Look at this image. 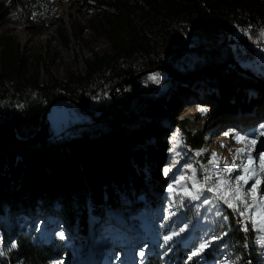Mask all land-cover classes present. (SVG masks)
Listing matches in <instances>:
<instances>
[{"label":"trees","instance_id":"1","mask_svg":"<svg viewBox=\"0 0 264 264\" xmlns=\"http://www.w3.org/2000/svg\"><path fill=\"white\" fill-rule=\"evenodd\" d=\"M90 1L113 9H104V19L93 21L94 31L106 35L113 51L95 55L87 62L84 74L41 83L39 71L29 75L30 58L19 43L12 36L0 38V226L14 216L33 217L39 207L58 210L75 231L89 233L91 226L106 225L110 211L123 209L122 199L114 197V188L121 181L132 190L144 188L153 196L161 193L162 153L140 145L153 135L162 144L167 131L163 116L181 102V91L190 87L179 86L178 97L171 104L165 95L141 87L148 70H165L177 80L199 76L212 81L217 89L213 97L197 94L204 100H218L226 115L241 116L264 109V74L242 66L254 59L256 47L248 35H240L236 45L226 33L234 24L264 27V0ZM52 2L2 0L0 24L20 19L27 27L43 32L48 28L45 15ZM70 28L76 30L74 25ZM82 29L78 27L80 32ZM62 36L66 41L65 23ZM187 38H195L192 47L186 45ZM190 51L204 61L195 72L186 71L191 64L186 52L192 55ZM39 62L43 64L42 59ZM46 72L50 73L48 67ZM248 90H255L257 97L246 100L243 92ZM106 93L116 96L100 104L98 116L90 115L89 123H78L69 133L68 128L58 130L49 119L42 120L49 105L63 96L86 111L89 98ZM186 140L192 150L206 143L193 134ZM145 155L150 156L152 164L150 180L137 171ZM154 203L141 200L142 205ZM125 214L130 217L128 211ZM235 221L227 237L238 249L228 264H264V232L252 226L248 231L239 230L240 222ZM30 222L29 230L20 234L16 248L7 251L6 261L0 264H83L80 260L71 263V250L65 242L54 235L41 237L34 221ZM133 222L141 225L136 219ZM166 235L170 233L161 232L153 241L142 234L140 242L151 243L144 264H217L220 258L216 246L192 256L199 247L197 242L181 243L173 236L165 244ZM129 243L136 247L133 239ZM77 244L81 254L88 257L91 252L81 241ZM8 248L4 245L5 251Z\"/></svg>","mask_w":264,"mask_h":264},{"label":"rangeland","instance_id":"2","mask_svg":"<svg viewBox=\"0 0 264 264\" xmlns=\"http://www.w3.org/2000/svg\"><path fill=\"white\" fill-rule=\"evenodd\" d=\"M104 9L113 10L112 8L100 7L90 0H53L48 13L45 15V22L48 27L46 30L38 33L35 29L27 27L22 20L16 19L14 22L0 24V38L12 36L16 43H19L23 53L30 58L29 75L39 71L41 83L50 82L53 78L66 81L77 73L84 74L87 71V62L94 59L95 55L101 56L113 51L106 35L93 29L95 19H104ZM62 23L68 26L66 41L62 36ZM71 25L76 26V30L72 31ZM79 26L83 27L81 32L78 30ZM226 33L229 39L236 42V45H238L237 39L240 35L250 37L256 47V55L254 59L243 62L242 66H248L254 71L264 74V27L242 28L234 24L227 28ZM194 41H196L195 38H191V40L187 38L186 45L192 47ZM1 49L2 46L0 45V53ZM190 52L192 53V51ZM186 53L191 62L189 64L190 69L186 71H197L204 61L193 53L192 55L189 52ZM39 59L43 60V64L39 62ZM47 67L50 73L46 72ZM157 73L159 74L158 83L151 79ZM198 77L190 76L177 80L173 75L161 69L148 71L143 75L141 87L152 94L165 95L171 104L178 97L179 86L185 87L189 84L190 87L189 90L185 88L181 91V102L173 106L168 114L163 116L167 131L163 134L162 144L160 145L157 137L153 135L140 145L143 149L152 146L156 151L162 153V161L159 164L162 190L158 196L148 194L144 188L132 190L127 187L124 181H121L120 185L114 188V197L118 200L122 199L121 206L123 209L110 211L106 225L91 226L89 233L75 231L58 210H42L37 207L33 217L19 218L14 216L12 219L7 218L0 226V250L4 252L3 255H0V262L6 261L7 251L16 248V240L22 232L25 233L29 230L30 221H34L36 230L45 239L51 235L60 238L58 233L64 232L65 238L60 239L71 250V263L80 260L83 261V264H144L145 258L141 257L139 253L143 251L145 257L149 251L147 250L145 254L147 244L143 246L140 243L142 234L154 241L159 239L161 232L171 235L174 231L178 232L185 224L188 226L185 231L174 236L177 240L181 243L197 242L199 246L207 239L211 241L207 248L217 247L218 257H220L216 262L217 264H223L225 257H227L228 263L232 262L238 246L231 237H227V233L230 231L233 221L240 222V224L237 223L239 230H243L244 223L251 227V221L241 217L233 208L217 199L215 188L213 191H208L207 188L213 187L218 179L227 181L242 174L239 167L234 168L230 173L222 171L226 162L229 166L233 162L237 166L242 164L241 160H234V157L236 147L242 148L245 145L237 143L233 139V135L235 133H257L260 125H264V109L259 108L241 116L226 115L220 110L218 100L215 98L204 100L198 96L197 93L212 96L217 92L212 81H204ZM190 82L193 83L192 86H190ZM243 93H245L246 100L257 97L255 90H248ZM115 96L106 93L100 97L89 98L86 111H83L81 106L67 100L58 101L53 105L52 112L48 113L47 119L58 130L68 128L67 133H69L70 130H75L78 123H89L91 121L90 115L98 116L100 104ZM205 108L208 110L206 114L201 111ZM226 132L229 133V136L224 137ZM190 134L206 140L201 149L192 150L187 145L186 139ZM222 136L231 144L228 151L225 150L224 140H222L224 146H218L216 139L222 138ZM197 152L201 154L196 155ZM261 152H264V136L258 137L252 156L258 158ZM213 153L217 154L218 158V163L215 166L210 162ZM225 155L228 158L226 162L223 158ZM189 165L192 167L189 168ZM253 167L258 169L260 183L257 184L255 192L249 195V204L254 203L253 196L264 195V164L257 162ZM151 169L150 156L145 155L144 162L137 165V171L140 174L143 173L145 180H150L153 179ZM165 169H168L167 174H165ZM193 176L198 182L196 188L193 187ZM205 176L212 177L207 185L204 183ZM253 182L250 180L248 185H244L241 181L240 187L244 192H248ZM225 187L226 185L221 186L219 191L224 192ZM170 188L171 191H169ZM126 192L132 194L128 197ZM140 192L143 193L139 194ZM193 195H198L199 199H193ZM146 199L156 203L142 205L141 200L145 201ZM232 203L235 204L237 201L232 200ZM126 211L130 217L123 216ZM218 212L220 215H217ZM142 213L147 214L151 219L145 218ZM132 219L138 220L141 225H137ZM254 219H258V216ZM7 221H10L9 226ZM242 221L243 223H241ZM213 237H219V239H213ZM132 239L136 242V247L132 246L131 249L129 242ZM78 241H81L82 246L91 252L88 257L81 254ZM13 244L15 247L11 246ZM4 245L10 248L5 251Z\"/></svg>","mask_w":264,"mask_h":264},{"label":"snow or ice","instance_id":"3","mask_svg":"<svg viewBox=\"0 0 264 264\" xmlns=\"http://www.w3.org/2000/svg\"><path fill=\"white\" fill-rule=\"evenodd\" d=\"M151 79L155 80L157 83L159 82V74H155L151 77ZM202 113L206 114L207 109H202ZM225 135H229V133H225ZM259 136H264V125H260L259 131L257 133L252 134H241L235 133L233 135V139L236 140L237 143H243L245 146L239 149H236L234 160L239 159L242 161V164L237 166L234 162L229 166L228 163H225V167L222 169L224 173H230L234 168L239 167L242 171L241 175L235 176L229 180L218 179L213 187H208V191H213L215 188L217 190V199L222 200L224 204H227L228 207L233 208L241 217H245L246 220L251 221V226L261 232H264V195L255 197L253 196L254 203H248V197L251 193H254L256 190L257 184L260 183V177L258 175V169L253 167L257 162L264 164V152L259 153L258 158H254L252 156V151L254 146L257 143V139ZM224 145H222L223 147ZM200 152H197L196 155H200ZM215 166L218 163L217 154H212V160L210 161ZM189 168L192 166L189 165ZM165 174H167L168 169H165ZM195 172V169H193ZM183 179V177H181ZM212 180L211 176L204 177V183L207 185ZM253 180L254 182L251 184V187L248 189V192H244L240 187V182L243 181L244 185H248L249 181ZM198 182L195 180V176H193V187H197ZM224 192H220L219 189L221 186H224ZM172 189L170 188L169 191ZM199 190V189H198ZM230 196V198H229ZM193 199H199L198 195H193ZM232 200L237 201V203H232ZM207 202V201H205ZM242 206V207H241ZM217 215H220L218 212ZM258 216V219H254V217ZM227 219V217H225ZM243 223V221L241 222ZM187 224L179 229V231H174L171 235H166L163 237L165 244L170 241L173 236L179 235L180 232L185 231L187 228ZM244 231L249 230V225L244 223ZM61 239H64V232L61 231L58 233ZM213 239H219V237H213ZM211 241L205 239L204 242L199 244V247L191 253L192 256L199 255L205 248L210 245ZM15 247V245H11ZM3 250H0V255H3ZM141 257L144 256V252L141 251L139 253ZM223 264H228L227 257L224 258Z\"/></svg>","mask_w":264,"mask_h":264},{"label":"water","instance_id":"4","mask_svg":"<svg viewBox=\"0 0 264 264\" xmlns=\"http://www.w3.org/2000/svg\"><path fill=\"white\" fill-rule=\"evenodd\" d=\"M235 63L238 64V65L241 67V65L239 64V62H236V61H235ZM155 69H159V68H155ZM155 69L148 70V71H153V70H155ZM148 71H146V72H148ZM244 71H246V70H244ZM61 100L71 101V98H69V97H67V96H63V97H61V98L56 99L55 101H53V102L49 105V107L46 109V111H45V113H44V115H43V118H42L43 122L46 121V119H47V115H48V113H49V110L52 108V106H53L56 102L61 101Z\"/></svg>","mask_w":264,"mask_h":264},{"label":"bare ground","instance_id":"5","mask_svg":"<svg viewBox=\"0 0 264 264\" xmlns=\"http://www.w3.org/2000/svg\"><path fill=\"white\" fill-rule=\"evenodd\" d=\"M216 125H218V124H216ZM227 136H229V135H224V137H227ZM222 140H224V139H223V136H222V138H217V139H216V141L218 142V146H221V145H222ZM223 142H224L225 145H226V146H225V150L228 151V149H229V147H230V145H231L230 142L227 141V139H225ZM238 148H239V146L236 147V149H238ZM225 157H226V155L223 157V158L225 159V162H226L228 158H227V157L225 158ZM129 208H130V207H129ZM121 256H122V254H121Z\"/></svg>","mask_w":264,"mask_h":264}]
</instances>
